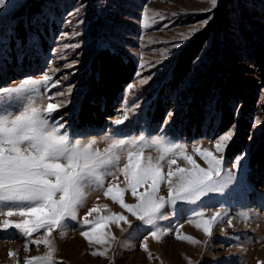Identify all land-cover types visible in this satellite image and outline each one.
<instances>
[{
  "label": "rangeland",
  "instance_id": "374dc122",
  "mask_svg": "<svg viewBox=\"0 0 264 264\" xmlns=\"http://www.w3.org/2000/svg\"><path fill=\"white\" fill-rule=\"evenodd\" d=\"M32 3H38V9L29 15L27 9ZM205 20L206 25L201 23ZM19 23H22L23 34L19 29L16 31ZM184 35H190V38L184 40ZM200 35H206L207 40L192 62L188 78L172 91L165 84L175 59L190 41ZM175 44L180 47L174 48ZM103 48L121 54L124 61L132 59L136 73L109 107L111 116L96 128L80 124L76 112L87 90L91 62L95 53ZM214 60L236 70L242 80L253 81L255 87L249 90L254 98V103L248 105L249 113H242L243 101L236 100L232 94L230 96L234 119L244 118L250 129L240 154L229 158L227 153L240 130L239 122L229 128L233 137L224 153V163L226 168H231L235 159L246 153L241 161L245 185L222 206L220 201L223 198L218 197L206 210L207 217L215 210L226 213L224 220L214 226L211 238H206L195 227V222L189 223L192 213H172L159 225L168 230V234L159 241L151 237L146 241L152 258L142 249L147 233L137 230L139 222L135 220L132 229L124 226V232L111 225V233L116 239L111 242L107 257H94L92 251H103L107 245L90 246L79 234L84 216L94 205L101 207L100 215L123 210L102 193L90 192L79 209L78 222H68L69 228L63 237L58 232L53 233L57 264H264V176L251 169L248 161L264 123V83L261 77L264 72V0H218L214 9L209 0H10L5 9H0V88L17 87L25 78L40 80L44 74L51 76L53 81L58 80L57 87L45 93L42 85L40 92L45 94V103L70 101L53 116L56 119L62 116L61 123L69 134L85 141L93 138L102 141L98 134L102 130L110 132L115 127L113 121L120 118L121 110L129 109V120L119 127L131 134L147 130L152 135H166L168 140L183 144L188 154L206 167L192 149L198 146L214 151V141L221 134L215 135L219 119L218 116L212 117L213 103L204 107L203 129L207 130L212 123L208 136L193 139V127L190 128V137L187 136L185 113L192 102V88L200 82L203 72ZM93 77H98L97 69ZM141 80L145 83L141 84ZM70 87L72 92L68 95ZM59 92L65 95L47 100V96ZM89 104L98 106L100 111L105 109L104 101L97 103L90 98ZM158 105L164 112L163 120L154 123L151 114ZM257 120L259 124H256ZM161 126L163 132L158 133ZM106 146L103 142L96 145L101 150ZM145 155L155 159L159 153L146 151ZM178 163L185 166L183 161ZM111 182V177L106 178V185ZM161 195H166L163 186ZM125 201L135 202L130 193L125 194ZM104 205L108 210H103ZM96 217L97 213H93L89 219ZM229 218L231 227L227 223ZM10 219L18 221L20 218ZM177 228L181 235L192 236L201 243L192 245L175 239ZM25 242L17 230L0 231V264H24L26 257L44 254L43 245L29 244V251L24 252ZM9 251L17 255L10 258Z\"/></svg>",
  "mask_w": 264,
  "mask_h": 264
},
{
  "label": "snow or ice",
  "instance_id": "6c2138e0",
  "mask_svg": "<svg viewBox=\"0 0 264 264\" xmlns=\"http://www.w3.org/2000/svg\"><path fill=\"white\" fill-rule=\"evenodd\" d=\"M209 2L214 9L218 0ZM9 4L10 0H0V9ZM201 23L206 25L207 20ZM189 38L190 35L183 36L184 40ZM140 67H144L143 62ZM42 85L47 93L59 81L44 74L40 80L25 78L17 87L0 88V217L3 218L0 231L17 230L26 240L23 249L26 253L29 244L43 245L45 249L43 255L26 257L24 264H57L53 233L63 237L68 222H78L79 209L90 192L102 193L123 210L100 215L101 207L94 205L84 216L79 234L90 246L107 245L103 251H92L94 257H107L111 242L116 239L111 225L124 232V226L132 229L135 220L139 222L137 230L147 233L142 249L152 258L146 241L149 237L159 241L168 234L159 225L172 213H192L189 223L195 222V227L211 238L214 226L224 220L226 213L215 210L207 217L206 210L218 197L223 198L222 206L245 185L241 161L246 153H241L231 168L225 167L224 153L233 137L231 130L214 141V151L193 147V153L206 167L197 163L183 144L168 140L166 135H152L147 130L131 134L119 127L129 120V109L121 110L110 132L102 130L98 134L102 141L94 138L85 141L69 134L61 123L62 116L59 119L53 116L70 101L45 103V94L40 92ZM71 92L70 87L67 94ZM64 95L55 93L47 96V100ZM259 123L257 120L256 124ZM162 132L163 126L158 130ZM98 142L107 146L101 150L96 147ZM146 151L159 155L153 159L145 155ZM108 177L112 182L106 185ZM162 186L166 195H161ZM126 193H130L134 203L125 201ZM103 210H108V206L104 205ZM93 213L97 217L90 220ZM12 217L20 219L14 221ZM227 223L232 226L230 218ZM175 239L192 245L201 243L192 236L181 235L179 228ZM16 255L13 251L8 253L10 258Z\"/></svg>",
  "mask_w": 264,
  "mask_h": 264
},
{
  "label": "trees",
  "instance_id": "16d2710c",
  "mask_svg": "<svg viewBox=\"0 0 264 264\" xmlns=\"http://www.w3.org/2000/svg\"><path fill=\"white\" fill-rule=\"evenodd\" d=\"M27 8V7H26ZM38 3H32L28 6L27 13L33 15L37 12ZM23 34L22 23L17 24V30ZM206 35H200L190 41L180 52L170 73L168 83L165 84L174 91L188 78L191 70V64L195 57L202 50L203 44L206 42ZM91 74L88 79L86 93L79 101L78 110L76 112L77 121L80 124H87L92 127H101L105 118L111 116L112 112L109 107L116 101L122 89L130 84L136 73V65L132 59L124 61L121 54L110 52L108 49H99L91 62ZM97 69L98 77H93ZM200 82L192 88V102L189 109L185 113V119L188 123L186 131L190 137V128L194 129L191 137L198 139L203 136H208L209 130L212 128V123L203 129L205 109L207 105L213 103V115L218 116V123L215 128V135H220L231 126L234 122H239L240 130L233 140V144L229 147L227 157L237 156L247 143L249 133V123L242 117L234 119V109L230 103L231 94L236 100L243 101L244 107L242 113H249L251 109L249 104L254 103V98L250 93V89L254 88L253 81L242 80L239 73L228 67L222 61L210 63ZM264 83V72L261 75ZM165 86V87H166ZM90 98H93L97 103L104 101L105 109L100 111L98 106L89 104ZM251 100V101H250ZM253 102V103H252ZM251 106V105H250ZM264 110V105L262 106ZM164 112L160 105L152 111L151 122L159 123L163 120ZM211 117V119H212ZM205 131V132H204ZM249 166L255 170L260 176H264V123L262 125L261 136L249 156Z\"/></svg>",
  "mask_w": 264,
  "mask_h": 264
}]
</instances>
